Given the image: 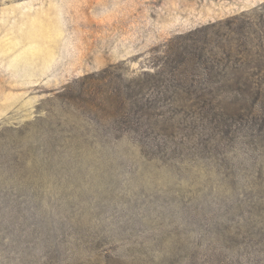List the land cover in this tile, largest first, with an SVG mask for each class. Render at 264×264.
I'll return each mask as SVG.
<instances>
[{"label": "rangeland", "instance_id": "374dc122", "mask_svg": "<svg viewBox=\"0 0 264 264\" xmlns=\"http://www.w3.org/2000/svg\"><path fill=\"white\" fill-rule=\"evenodd\" d=\"M0 264H264V0H0Z\"/></svg>", "mask_w": 264, "mask_h": 264}, {"label": "trees", "instance_id": "16d2710c", "mask_svg": "<svg viewBox=\"0 0 264 264\" xmlns=\"http://www.w3.org/2000/svg\"><path fill=\"white\" fill-rule=\"evenodd\" d=\"M137 85H141V86L143 87V84H140L139 82H138ZM140 88H141V87H140ZM139 93H142V89L139 90ZM142 94H143V93H142Z\"/></svg>", "mask_w": 264, "mask_h": 264}]
</instances>
